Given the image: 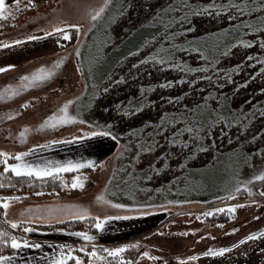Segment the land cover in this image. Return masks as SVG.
I'll return each mask as SVG.
<instances>
[{
    "label": "rangeland",
    "instance_id": "374dc122",
    "mask_svg": "<svg viewBox=\"0 0 264 264\" xmlns=\"http://www.w3.org/2000/svg\"><path fill=\"white\" fill-rule=\"evenodd\" d=\"M101 6L103 12L91 20L90 15ZM214 9L215 0H34L32 5L20 0L19 5H6V18H0V42H22L0 48V67L15 65L0 73V91L8 84L16 91L11 97L0 96V150L22 152L34 143L83 137L86 131L108 130L116 138L89 137L90 145L100 147L96 155L100 162L67 177L70 189L37 197L8 194L25 202L9 201L5 220L19 216L31 220L30 224H51L40 222L33 214L76 204L89 208L93 216L112 217L97 239L128 237L107 247L134 245L130 249L136 250L135 256L125 258L132 264H264V235L245 239L264 233V195H260L264 185L256 188L251 181L253 175L264 172V47L258 36L248 34V39L254 36L252 44L240 43L231 49L224 61L231 68L229 78L218 79L211 62L202 67L190 65L185 69L189 72L180 71L179 66L163 69L146 60L147 50L146 55L123 59L119 66L114 63L123 52L119 47L113 50L114 46L129 44L135 33L142 37L138 28L155 23L171 24L175 32L181 29L182 33L189 25L184 28L187 35L177 36L178 44L190 43L187 49L197 52L198 44L212 39L209 36L198 43V32L236 19L226 14L214 17ZM186 14L188 18L183 17ZM59 21L81 27L65 28L71 35L65 39L51 32V26ZM45 30L50 32L47 37L43 36ZM27 35L41 38L23 40ZM179 53L164 57L176 58ZM57 61L62 63L46 82L18 87L21 75ZM192 61L199 62L198 56ZM128 96L144 110L126 109V99L120 98ZM65 107L69 116L77 117L75 121L55 127L50 121L41 126L49 116L63 115ZM181 109L189 111L188 116ZM169 112L195 122L220 121L210 136L205 133L204 142L188 133L173 144L168 131L153 130ZM147 121L152 133L143 143L144 136L137 128ZM74 176L81 178L83 188L71 187ZM240 189L246 192L236 197ZM101 194L114 203L146 207L117 209L97 201ZM218 194L230 196L220 207L237 205L232 213L235 216L222 224L206 223L203 213L217 206H202L201 201ZM19 201L25 204L19 206ZM57 218L66 216L53 220ZM209 247L230 251L215 257L201 255ZM96 248L110 261L102 252L104 247ZM144 251L157 259L144 257ZM75 254L87 259L84 253ZM190 256L197 258L188 260Z\"/></svg>",
    "mask_w": 264,
    "mask_h": 264
},
{
    "label": "trees",
    "instance_id": "16d2710c",
    "mask_svg": "<svg viewBox=\"0 0 264 264\" xmlns=\"http://www.w3.org/2000/svg\"><path fill=\"white\" fill-rule=\"evenodd\" d=\"M228 3V4H226ZM16 4V2H15ZM264 4V0H263ZM262 4V0H215V9L213 12L214 17H218V14H226V16H235L236 19L233 23L228 24L226 26H220L211 28L210 30L197 33L198 43L202 42V40L209 36L212 37L210 42L204 43V44H198V47L196 48L197 52L190 51L189 44L187 45H179L178 43V37L186 34L188 31L184 30V28H187L189 25L183 27L182 31L184 33L180 32L181 29L173 30V26L171 24L168 25H147V26H141L138 28V31L143 32V36H138V33H135L134 36L130 38L129 44H117L114 46L113 50L116 48L123 49V52L119 55L118 61H115L114 63L116 66H119L123 59L127 60L129 57L137 56L138 54H144L146 55L145 50H147V58L151 64H156L162 66V68L166 69L171 65V67L179 66V70H183L184 72H189L188 66L199 64L200 67L208 64L209 62L213 63V67L215 68V75L219 78H229V72H230V65H227L224 63L227 56L230 54L231 49L236 47V45L240 44L237 43V41H248L249 44H252L253 38H247L246 36L249 34H253L258 36V41L264 40V6ZM184 18H188L189 15L183 16ZM248 25H251L255 31H250L248 28ZM178 33V34H177ZM208 33H211L210 35ZM176 34V35H173ZM187 35V34H186ZM145 43V44H144ZM144 44V45H143ZM149 47V48H148ZM155 50V51H154ZM176 53L180 52L176 58L168 57L166 60V63H160L158 59H153V57H164L166 53ZM111 51V49H110ZM198 56L199 62H193L192 59L194 56ZM233 69L236 68L235 65L232 67ZM106 75V74H105ZM205 75V74H204ZM206 77V75H205ZM216 78V80H218ZM130 96V95H129ZM123 97L121 99H126V105L125 108L128 110L135 109L136 113H140L143 111L144 107H141V104L136 102L134 99L130 97ZM180 111L183 112L184 115L188 116L189 111L181 109ZM181 112V113H182ZM172 113H180V112H173ZM169 112V114L165 117H160L163 122H160L157 126V128H154L153 130H158L159 133L168 131L170 136L169 140L172 139V143L174 144L176 141H178L181 137H185L186 134L191 133L194 135L199 136L200 142H204L206 139L205 133H208L210 136L212 133V128H214L220 120H215L207 122L199 121L195 122L194 120L190 118H178L175 116V114H172ZM163 116V115H162ZM199 123V125H198ZM216 123V124H215ZM198 125V126H197ZM151 124L149 121L143 123L141 127H138L142 132L143 143L145 141V137H151V131L152 127H150ZM178 143V142H177ZM176 144V143H175ZM147 145H149V140L147 141ZM13 156L9 157V162L13 163L15 161L14 154ZM3 164H0V172L3 171ZM79 171H72V172H63L59 174V178L53 180L50 177H45L43 179H35L33 178L31 181L29 178H20L11 176V173H5L3 176H0V184L3 186H0V197H6L8 194L11 193H22V194H28L31 196L37 197L38 194H49L53 193L55 191H66L70 189L69 185L66 186L65 182H68L67 177H72ZM9 176H11V180H9ZM66 179V180H65ZM256 188L260 187L261 185H264V182L262 181H255ZM243 189L236 190V197H241L243 193H245ZM230 197V196H229ZM229 197L224 195H215L212 197H205L202 199L201 203L202 206L205 205L206 207L210 206H217L216 208H219L222 203H226L225 201H229ZM219 206V207H218ZM225 211L214 213L212 216H205L203 215V219L206 223H212V224H222L228 222L231 218L233 219L235 214L233 215L230 213L226 206ZM209 210V209H208ZM29 224L23 225V227H28ZM0 227L4 228L5 231L10 232L11 234H14L18 237H25L26 233L23 232L22 228L18 227L17 229H12L9 224L6 223V220L4 218V210L0 208ZM43 227V226H41ZM44 228L49 229H63L67 231H86L89 234L97 235L98 229H95L93 227V221L91 219L88 220H68L66 222H63L58 225L54 226H45ZM10 251V249H9ZM126 251L132 252L128 255L122 254L124 258L126 257H134L135 249H127ZM130 261L128 259H125V264ZM111 264H119L118 261H112L110 257Z\"/></svg>",
    "mask_w": 264,
    "mask_h": 264
},
{
    "label": "snow or ice",
    "instance_id": "6c2138e0",
    "mask_svg": "<svg viewBox=\"0 0 264 264\" xmlns=\"http://www.w3.org/2000/svg\"><path fill=\"white\" fill-rule=\"evenodd\" d=\"M15 2L17 3V5H19L20 0H15ZM33 3L34 0H28L29 5H32ZM5 7H6L5 0H0V18H6L4 11ZM103 10H104L103 6L95 10L90 15V19L96 20L103 12ZM8 15H11V13H9ZM80 27L81 26L79 24L59 21L58 24H53L51 26V32L57 33L65 39H70L71 38L70 33L68 31H64V29L74 28L79 30ZM248 28L250 31H255V29H253L251 25H248ZM49 35H50L49 31L47 30L43 31V36L47 37ZM40 38L41 37L35 35H27L23 37V40H37ZM21 42H22L21 40H12L9 43L0 42V48L10 47L11 44H20ZM57 43H59V41H57ZM237 43L248 44L249 42L237 41ZM261 47H264V40L261 41ZM76 54L80 55L79 52H77ZM153 59H158L159 62L163 64L166 63L167 57H153ZM249 59H251V57H249ZM60 63H62V61L55 62L51 67L41 66L40 68L34 70L30 74L21 75L20 84L18 85V87L20 88L33 87L46 82V80L50 79L54 75L55 70ZM13 67H15V65L6 64L3 67H0V73H3ZM190 71H196V69H190ZM5 94H7L9 97L16 94L13 85L8 84L3 91H0V96H3ZM26 103L27 102H25V104ZM71 103L72 101H68V104ZM21 107H24V105H21ZM61 112H63V115L57 116L56 114H53L49 116L41 126L43 127L44 125L49 124L50 121H54L55 123H52L51 126L55 127L57 124L70 123L77 119L76 116H69L67 114L66 107L64 109H61ZM81 122L83 123L84 121ZM98 134H102L105 136H113V133L108 130H105L101 133H98L97 131H86L84 132L83 137L73 136L72 140L78 141V140H82L84 137H93ZM21 135L23 136L24 133L22 132ZM113 138L115 139L116 137L113 136ZM60 142L61 141L53 140L51 143L57 144ZM40 147H47V145H34V148H40ZM32 151H33L32 149H29L26 152H16L14 154V159L16 162L10 163L9 157H12L13 154L9 153L8 151L0 150V164H3L4 166L3 171L0 172V176H3L5 173H11V176L20 177V178L26 177L29 178L30 181L33 178L43 179L45 177H50L53 180H55L59 178V174L62 172L76 171L84 167L85 165H94L95 163L90 159L66 160V161H59V160L41 161L38 158L34 160L26 159V157L29 156L32 153ZM11 176L8 177L9 180H11ZM257 180L264 182V172H261L259 175H253L251 177V181H257ZM0 186L3 185L0 184ZM71 187L83 188L84 184L81 178L74 176ZM241 187H243V185ZM251 192L252 189L250 188L249 193L251 194ZM260 195H264V190L260 192ZM18 199L19 197H14V196L0 197V208L5 210L4 213L5 216H7L6 210L9 208L8 202ZM96 199L97 201L104 202L117 209H132V208L146 207L145 205H128L122 203H114L112 200H106L102 194L97 196ZM168 203H180V201H168ZM253 203H255V201H253ZM147 207H150V205H148ZM226 207L230 213H234L237 205L232 204V205H227ZM223 211H225V207L211 208L207 210L205 213H203V215L212 216L214 213L223 212ZM137 214H143V213H137ZM33 215H36L37 218L40 220V222L43 223H51L56 216H66L70 220H81V221L91 219L93 221V227L101 231L104 230L105 222L112 219V217L109 215L93 216L89 208L76 204L62 205L58 209H47L44 212H40L39 214H33ZM31 222H32L31 220L21 221L18 219H6V223L9 224L12 229H17L18 227H20L25 233H30L32 231V228L23 227V225L30 224ZM60 231H64V230L60 229ZM74 235L76 237L82 238L85 241H92L95 240L96 238L94 235H91L86 231H77L74 233ZM261 235H264V233L256 232L250 234L245 239H255L260 237ZM44 247L45 245L39 242L30 241L28 238L25 237H18L14 234H11L8 231H5L4 228L0 227V264H68V261H74V264H96L97 261H101L103 262V264H111V262L108 259H106V257L101 254V251L98 250L95 246H92L91 251L88 250L87 246L79 247L78 251L85 254V256L87 257L86 260L84 257L75 254L77 249L67 244L47 245V247L52 249V251L48 252L47 254L41 253V255L38 258H33L31 256L23 258L21 255L22 249H43ZM130 247H134V245L123 244L118 247H111V248L104 247L102 249V252L107 253L108 257H111L112 261H118L119 264H125V258L122 254ZM232 247L234 248L236 247V245H232ZM65 249H67V251H65ZM228 251H230V249L226 247H220V248L209 247L201 255L215 257L218 255H222L223 253H226ZM142 255L152 260L157 259V257L150 256L147 251H144ZM196 258H197L196 256L187 257L188 260H194ZM127 264H132V262L128 261Z\"/></svg>",
    "mask_w": 264,
    "mask_h": 264
},
{
    "label": "crops",
    "instance_id": "0c3cea01",
    "mask_svg": "<svg viewBox=\"0 0 264 264\" xmlns=\"http://www.w3.org/2000/svg\"><path fill=\"white\" fill-rule=\"evenodd\" d=\"M14 2L15 0H5V5H8V4L10 5ZM89 139H90L89 137H84L82 140L73 141L71 137L57 144H53L51 143L52 141L47 140L42 143H37V144L34 143L31 147L25 150L23 149L22 152H26L29 149L33 150L32 153L26 157V159L28 160H34L36 158H38L41 161H45V160L66 161V160H81V159L89 160L90 159L95 162L94 164H97L100 162V158H101V157L98 158L96 156L97 153H99L98 148L100 147L97 146L96 144L90 145L89 142H87L89 141ZM34 145H47V147L34 148ZM17 152H19V150ZM13 153H16V152H13ZM102 153L104 152H101L100 154ZM90 166L91 165H85L84 167L76 171L88 169L90 168ZM19 199L25 202L24 199H21V198ZM23 201H19L18 205L23 206V204H25ZM4 213H5V210H4ZM14 219L24 221L20 219L19 216H17ZM66 219H69V218L68 217L60 218V219L57 218V220H52L51 224H29L30 226L28 227H31L32 231L30 233H26V238H28L30 241L39 242L45 245V247L43 249H22L21 250L22 257L26 258L28 256H31L33 258H38L41 255V253L47 254L48 252L52 251V249L47 247V245H50V244L51 245H59V244L71 245L73 248L77 249L76 253L80 254L82 252H79L78 249L81 246H87L88 250L91 251L92 246L107 247V246H111L115 244L118 245V243H120L119 241H121L122 239L128 238V237L122 238L120 237V235H118L119 238L117 239L113 238V239H108V240H100V239H97L98 236L101 237L100 230H98V234L94 235L96 237L95 240L85 241L82 238L76 237L74 235V233L77 231H67V230L60 231L59 228H56V229L44 228L45 226L53 225V222H56L59 220L62 221ZM112 229L114 230V228ZM117 229H120V228H117ZM65 251H67V249H65Z\"/></svg>",
    "mask_w": 264,
    "mask_h": 264
}]
</instances>
